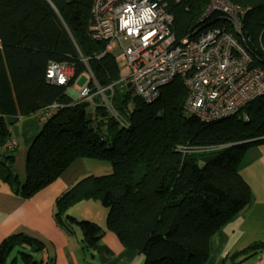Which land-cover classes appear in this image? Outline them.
Wrapping results in <instances>:
<instances>
[{"label": "trees", "instance_id": "obj_1", "mask_svg": "<svg viewBox=\"0 0 264 264\" xmlns=\"http://www.w3.org/2000/svg\"><path fill=\"white\" fill-rule=\"evenodd\" d=\"M157 1V0H150ZM173 16L177 40L198 27L207 0H162ZM247 10L242 20L254 65L264 70V0H229ZM94 0H0V182L24 198L56 180L76 160L110 166L102 176L87 175L59 196L58 227L80 232L85 252L104 231L135 251L143 264H205L210 238L247 207L250 188L238 172L245 152L264 143V94L228 118L204 123L185 107L187 91L179 80L163 87L150 104L126 83L105 43L91 37ZM233 35L235 33L231 32ZM193 37V36H189ZM242 42V40H239ZM49 62L74 69L65 86L45 78ZM90 72L116 116L96 96L93 105L66 94L74 79ZM95 84L88 81V85ZM57 107L43 118L51 105ZM40 115L42 127L28 147L23 181L13 172L7 118ZM98 202L107 211L104 229L67 214L80 201ZM38 238L7 236L0 264H41ZM264 240L227 255L223 264H241ZM19 257V258H18Z\"/></svg>", "mask_w": 264, "mask_h": 264}, {"label": "built area", "instance_id": "obj_2", "mask_svg": "<svg viewBox=\"0 0 264 264\" xmlns=\"http://www.w3.org/2000/svg\"><path fill=\"white\" fill-rule=\"evenodd\" d=\"M207 1L198 27L179 40L162 0H94L89 30L94 40L105 43V52L121 61L120 73H125L121 81L135 96L153 103L163 87L179 80L187 91L189 114L212 123L264 94V70L254 65L242 33L247 10L229 0ZM216 13L219 16L207 22ZM73 75V67L65 62H49L45 70L46 80L57 86H65ZM85 75L95 84L89 71ZM94 89L88 83L79 89V101L93 105L94 95L103 98L106 89L112 93L111 86L101 89L95 84ZM102 104L116 116L109 100ZM56 107L51 105L43 118ZM15 145L9 139L4 147L13 151Z\"/></svg>", "mask_w": 264, "mask_h": 264}, {"label": "crops", "instance_id": "obj_3", "mask_svg": "<svg viewBox=\"0 0 264 264\" xmlns=\"http://www.w3.org/2000/svg\"><path fill=\"white\" fill-rule=\"evenodd\" d=\"M66 94L72 97L68 89ZM39 116L32 114L6 119L12 125L10 139L16 143L12 152L15 164L18 159L23 160L28 145L41 128ZM92 162L95 161H74L56 180L30 198L13 193L7 184L0 182V243L14 234L38 238L45 245L39 261L41 264H143L142 256L125 249L111 232L104 231L95 247L85 252L79 241V231L68 235L56 224V199L80 179L92 175L93 171L89 168L97 165ZM93 170L99 172L98 168ZM101 170L106 174L110 172L107 166ZM238 172L250 188L249 203L232 222L210 238L205 264H223L229 253L241 250L254 241L264 240V143L252 146L245 152ZM75 205L76 212L71 213L75 219L96 223L104 229L107 211L98 202L84 200Z\"/></svg>", "mask_w": 264, "mask_h": 264}, {"label": "rangeland", "instance_id": "obj_4", "mask_svg": "<svg viewBox=\"0 0 264 264\" xmlns=\"http://www.w3.org/2000/svg\"><path fill=\"white\" fill-rule=\"evenodd\" d=\"M217 16H219V14L218 13H216V14H214V15H212L208 20H207V22H211V21H213ZM117 53L118 52H115V56L117 55ZM117 64L119 65V66H121L122 65V63H121V61H119V60H117ZM120 76H121V78L123 79V78H125V73L123 72V71H121V73H120ZM87 83H88V79L86 78V75L85 74H81V75H79L78 77H76L75 79H74V82L72 83V85L68 88V93L70 94V95H72V97H71V99H72V101H74V100H79L78 99V93H79V89H81V88H83V87H85L86 85H87ZM121 84H122V86L120 87V90H126V88H127V86H126V83L125 82H121ZM112 94V93H111ZM111 94H110V96H111ZM96 96H98L100 99H99V101L101 102V103H104L105 102V100H109V97L110 96H108L107 94H106V92H104V96L105 97H107V98H105V97H103L102 98V96L101 95H96ZM95 95L93 96L94 98L96 97ZM92 97V98H93ZM93 98V99H94ZM92 99V100H93ZM103 100V101H102ZM189 113V112H188ZM8 120V119H7ZM12 127V125H9V130H10V128ZM41 127H42V125H41ZM40 130H41V128H39ZM37 130V132H36V134H35V136H37V134L40 132V130ZM34 136V137H35ZM34 139V138H33ZM32 143V141L30 142V144ZM29 144V145H30ZM29 145H28V147H29ZM27 151H28V148H27V150H26V154H27ZM26 154L24 155V156H26ZM90 162V161H89ZM92 163H97V165H93V166H91L89 169H91L93 172H92V175H95V176H102V175H106V172H102V167L103 168H105V166H107L109 169H110V166L108 165V164H106V163H104V162H100V161H95V162H92ZM92 163H89V164H92ZM99 169V172H95L93 169ZM12 169H13V172L16 174V175H18L19 176V178L21 179V177H23V174L25 173V157L23 158V160H21L20 161V159H18V161L16 162V164L14 163V165H13V167H12ZM109 173V172H108ZM90 175V174H89ZM76 207H77V205H72L71 207H69V209H68V211H67V214L68 215H70V216H72V214L71 213H74V212H76L75 210H76ZM73 217V216H72ZM74 218V217H73ZM83 221H87V220H81V219H78V222H83ZM89 222V221H88ZM228 225V224H227ZM226 225V226H227ZM225 226V227H226ZM223 229V228H222ZM221 229V230H222ZM246 237V236H245ZM258 241H263V240H258ZM19 258V257H18ZM41 258H42V256H41V254H35L34 255V260L35 261H41ZM251 260H253V261H251ZM259 261V262H258ZM251 262H255V263H251ZM262 263H264V253L263 252H258V253H256V255L254 256V257H252V259H251V257L250 258H248V259H246L244 262H242L241 264H262ZM15 264H24L20 259H18L17 261H16V263Z\"/></svg>", "mask_w": 264, "mask_h": 264}, {"label": "bare ground", "instance_id": "obj_5", "mask_svg": "<svg viewBox=\"0 0 264 264\" xmlns=\"http://www.w3.org/2000/svg\"><path fill=\"white\" fill-rule=\"evenodd\" d=\"M122 79V78H121Z\"/></svg>", "mask_w": 264, "mask_h": 264}]
</instances>
